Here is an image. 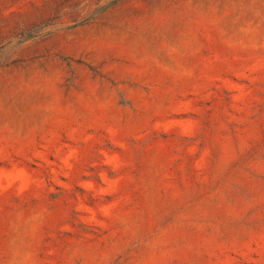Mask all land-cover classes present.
<instances>
[{"label": "rangeland", "instance_id": "1", "mask_svg": "<svg viewBox=\"0 0 264 264\" xmlns=\"http://www.w3.org/2000/svg\"><path fill=\"white\" fill-rule=\"evenodd\" d=\"M0 264H264V0H0Z\"/></svg>", "mask_w": 264, "mask_h": 264}]
</instances>
